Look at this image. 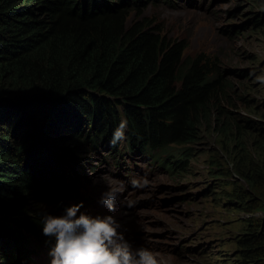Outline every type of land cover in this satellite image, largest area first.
<instances>
[{
    "label": "trees",
    "instance_id": "16d2710c",
    "mask_svg": "<svg viewBox=\"0 0 264 264\" xmlns=\"http://www.w3.org/2000/svg\"><path fill=\"white\" fill-rule=\"evenodd\" d=\"M147 1L167 0H0V264H29L36 247L26 235L40 246L53 243L43 234L45 212L32 215L27 206L31 197L63 209L71 197L79 204L86 147L105 140L113 154L122 143V156L151 157L149 167L173 177L187 169L193 149L185 145L197 140L202 118L210 123L207 108L226 95L229 82L214 61L184 60L185 46L171 45L149 21L129 22L125 5L137 9ZM251 21V32L264 29L263 17ZM74 116L84 127L73 126ZM121 120L124 143L113 147ZM235 122L264 132L263 122ZM36 135L68 141L59 158L82 174L65 169L55 153L42 175L48 156ZM262 164H238L226 194L232 208L248 215L237 264H264Z\"/></svg>",
    "mask_w": 264,
    "mask_h": 264
},
{
    "label": "rangeland",
    "instance_id": "374dc122",
    "mask_svg": "<svg viewBox=\"0 0 264 264\" xmlns=\"http://www.w3.org/2000/svg\"><path fill=\"white\" fill-rule=\"evenodd\" d=\"M173 1L177 4L147 1L137 9L125 5L130 11L129 22L145 19L157 26L161 38L171 45L185 46L184 60L202 56V60L216 62L229 82V91L210 102V123L207 117L202 118L197 140L185 145L193 149V156L186 171L177 177L164 167H149L151 157L138 152L122 156V143L113 154L104 139L97 146L86 147L80 160L87 174L79 177L83 186L79 190L80 211L101 216L99 201L114 181L112 184L124 188L114 204L124 198L136 202L133 208L124 206L131 221L120 230L133 250L149 248L159 264H237L238 241L246 230L247 214L231 208L226 194L233 189L230 182L235 178L231 176L238 164L264 163V132L253 127L239 129L235 122L264 123V85L252 75L264 72V29L249 31L253 27L250 20L256 16L264 19V0ZM70 120L76 128L84 127L79 116ZM36 138L44 148L41 152L48 156L41 164L44 175L49 160L66 157L62 148L69 144L61 145L42 135ZM243 155L247 162L242 161ZM62 164L72 174L83 172L73 164ZM73 167L78 172L73 173ZM226 172L229 176L215 179ZM145 174L150 186L132 188L130 179ZM74 200H68L67 208L76 205ZM27 207L32 215L45 212L60 216L66 209L32 197ZM26 236L36 247L31 253L26 249L29 264H51L50 245L40 246L34 237ZM50 244L55 245V238Z\"/></svg>",
    "mask_w": 264,
    "mask_h": 264
},
{
    "label": "clouds",
    "instance_id": "9594fccd",
    "mask_svg": "<svg viewBox=\"0 0 264 264\" xmlns=\"http://www.w3.org/2000/svg\"><path fill=\"white\" fill-rule=\"evenodd\" d=\"M252 75L256 82L264 85V72ZM126 128L127 121L121 120L113 131L109 142L111 146L115 147L125 139ZM129 183L134 189H145L150 186L151 181L145 174L131 178ZM108 189L102 194L99 203L109 211H114V201L123 193L124 188L123 185L109 182ZM122 204L133 208L136 202L125 198ZM82 207V203L68 207L60 216L47 213L42 215L43 234L55 238V245L49 252L51 264H159L157 255L149 248L133 250L124 234L119 231L121 225L113 216L93 217L81 212Z\"/></svg>",
    "mask_w": 264,
    "mask_h": 264
},
{
    "label": "bare ground",
    "instance_id": "6f19581e",
    "mask_svg": "<svg viewBox=\"0 0 264 264\" xmlns=\"http://www.w3.org/2000/svg\"><path fill=\"white\" fill-rule=\"evenodd\" d=\"M172 4L176 5L177 3L173 0H170ZM128 9V8H127ZM137 11V10H136ZM98 157V156H97ZM107 161V160H106ZM107 180H111L109 177H106ZM103 181V180H102ZM112 181V180H111ZM114 182V181H113ZM112 182V183H113ZM105 191V190H104ZM168 192V191H167ZM171 193V192H170ZM125 199V198H124ZM124 204H122V202H118L117 204H115V210L114 211H109L108 208L102 204L99 203V207H100V215L101 216H107V215H111L113 216L116 221L121 225V227L126 226L130 223L131 219L128 216V213L125 212L123 210L124 208ZM98 212V213H99ZM121 227L119 229V231L121 230ZM40 247V246H39ZM48 247V246H45ZM53 246L50 245L49 249H51ZM41 252V251H40ZM43 253V252H42ZM35 255V254H34ZM41 255V254H40Z\"/></svg>",
    "mask_w": 264,
    "mask_h": 264
}]
</instances>
